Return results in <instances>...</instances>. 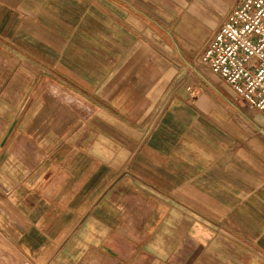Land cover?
Segmentation results:
<instances>
[{"label": "crops", "instance_id": "1", "mask_svg": "<svg viewBox=\"0 0 264 264\" xmlns=\"http://www.w3.org/2000/svg\"><path fill=\"white\" fill-rule=\"evenodd\" d=\"M235 0H0V235L26 264H264V113L177 85ZM257 133V134H256Z\"/></svg>", "mask_w": 264, "mask_h": 264}, {"label": "built area", "instance_id": "2", "mask_svg": "<svg viewBox=\"0 0 264 264\" xmlns=\"http://www.w3.org/2000/svg\"><path fill=\"white\" fill-rule=\"evenodd\" d=\"M187 67L191 73L209 71L247 107L264 113V0H235L197 60ZM189 92L190 97L196 94L194 88ZM257 133L264 136V124Z\"/></svg>", "mask_w": 264, "mask_h": 264}, {"label": "rangeland", "instance_id": "3", "mask_svg": "<svg viewBox=\"0 0 264 264\" xmlns=\"http://www.w3.org/2000/svg\"><path fill=\"white\" fill-rule=\"evenodd\" d=\"M198 56L194 60H192L191 62L182 63V64L178 65V71H177L178 73H177L176 78H175V82L177 85L183 84L188 79H191L192 81H194V83H195L194 86L189 88V89L194 88V91H196V94L194 96L189 97L190 98L189 101H191L193 103H194V101L197 100V98L200 95L199 84L196 80L197 79L196 73L198 71H200V69H202V68L197 69V70H195V72L191 73L188 70L187 65L188 64L192 65L197 60ZM3 241H6L8 243V241L2 235H0V264H26V262L19 255H16L13 251H11L9 249L3 248L1 246V242H3Z\"/></svg>", "mask_w": 264, "mask_h": 264}]
</instances>
